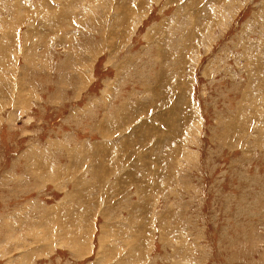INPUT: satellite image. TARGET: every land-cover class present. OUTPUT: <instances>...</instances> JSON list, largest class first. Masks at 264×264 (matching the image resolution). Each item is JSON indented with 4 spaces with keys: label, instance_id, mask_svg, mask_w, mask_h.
Segmentation results:
<instances>
[{
    "label": "rangeland",
    "instance_id": "rangeland-1",
    "mask_svg": "<svg viewBox=\"0 0 264 264\" xmlns=\"http://www.w3.org/2000/svg\"><path fill=\"white\" fill-rule=\"evenodd\" d=\"M0 264H264V0H0Z\"/></svg>",
    "mask_w": 264,
    "mask_h": 264
}]
</instances>
